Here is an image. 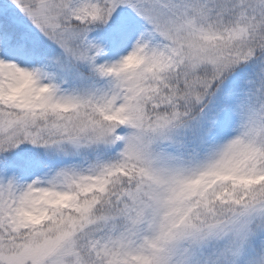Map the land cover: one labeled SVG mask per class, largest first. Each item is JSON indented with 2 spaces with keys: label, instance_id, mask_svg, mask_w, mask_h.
Segmentation results:
<instances>
[{
  "label": "snow or ice",
  "instance_id": "1",
  "mask_svg": "<svg viewBox=\"0 0 264 264\" xmlns=\"http://www.w3.org/2000/svg\"><path fill=\"white\" fill-rule=\"evenodd\" d=\"M0 264H264V0H0Z\"/></svg>",
  "mask_w": 264,
  "mask_h": 264
}]
</instances>
